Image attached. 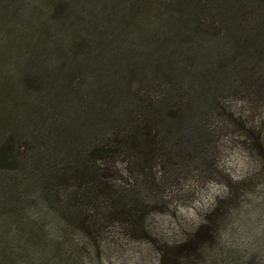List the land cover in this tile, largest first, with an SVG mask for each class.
Instances as JSON below:
<instances>
[{
  "label": "trees",
  "instance_id": "16d2710c",
  "mask_svg": "<svg viewBox=\"0 0 264 264\" xmlns=\"http://www.w3.org/2000/svg\"><path fill=\"white\" fill-rule=\"evenodd\" d=\"M261 90L264 0H0V225L70 189L71 221L97 228L111 163L140 175Z\"/></svg>",
  "mask_w": 264,
  "mask_h": 264
},
{
  "label": "rangeland",
  "instance_id": "374dc122",
  "mask_svg": "<svg viewBox=\"0 0 264 264\" xmlns=\"http://www.w3.org/2000/svg\"><path fill=\"white\" fill-rule=\"evenodd\" d=\"M262 92L224 99L191 137L147 152L140 175L111 163L97 228L71 221L70 189L47 210L27 201L0 225V264H264Z\"/></svg>",
  "mask_w": 264,
  "mask_h": 264
}]
</instances>
